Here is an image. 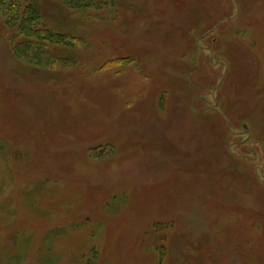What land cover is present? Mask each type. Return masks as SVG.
Returning <instances> with one entry per match:
<instances>
[{"label":"rangeland","instance_id":"374dc122","mask_svg":"<svg viewBox=\"0 0 264 264\" xmlns=\"http://www.w3.org/2000/svg\"><path fill=\"white\" fill-rule=\"evenodd\" d=\"M68 1L0 3V264H264V0Z\"/></svg>","mask_w":264,"mask_h":264},{"label":"trees","instance_id":"16d2710c","mask_svg":"<svg viewBox=\"0 0 264 264\" xmlns=\"http://www.w3.org/2000/svg\"><path fill=\"white\" fill-rule=\"evenodd\" d=\"M5 0H0V3L3 2ZM73 0L68 1V3H66V5H68V7L70 9H76L79 8V5H72ZM91 1V0H90ZM15 5L13 4V6L11 7V12H15ZM37 10L34 8V6H30L27 7L24 11H23V16L21 19V23L19 26V31L22 35H24V39L25 40H37L39 41V43H35V45H33V43L26 41L24 43H20L16 45V48L13 47V50L15 51V53H17L18 51L20 52V56L26 58L29 62L34 63L36 62L38 59L35 58V56L29 55V53L31 51H33L34 49H38V48H34L35 46H44L46 45V43H43V41H51L54 43H61V40L64 41L65 37H60L59 35H55L53 33H38L36 32L32 26L35 24L36 20H37ZM22 52V55H21ZM24 55V56H23Z\"/></svg>","mask_w":264,"mask_h":264}]
</instances>
